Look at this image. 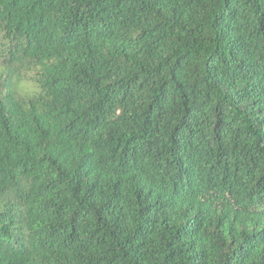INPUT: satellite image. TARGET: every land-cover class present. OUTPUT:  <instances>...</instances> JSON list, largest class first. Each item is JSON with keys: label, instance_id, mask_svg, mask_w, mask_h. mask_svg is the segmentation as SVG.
<instances>
[{"label": "trees", "instance_id": "obj_1", "mask_svg": "<svg viewBox=\"0 0 264 264\" xmlns=\"http://www.w3.org/2000/svg\"><path fill=\"white\" fill-rule=\"evenodd\" d=\"M0 264H264V0H0Z\"/></svg>", "mask_w": 264, "mask_h": 264}, {"label": "rangeland", "instance_id": "obj_2", "mask_svg": "<svg viewBox=\"0 0 264 264\" xmlns=\"http://www.w3.org/2000/svg\"><path fill=\"white\" fill-rule=\"evenodd\" d=\"M20 84L21 89H18V92L21 95L27 94L31 96L38 91V88L30 80H23Z\"/></svg>", "mask_w": 264, "mask_h": 264}]
</instances>
